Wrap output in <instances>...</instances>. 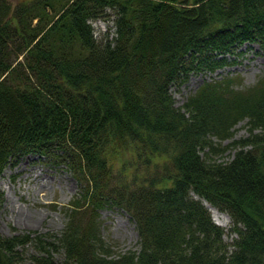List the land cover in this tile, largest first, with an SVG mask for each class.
Masks as SVG:
<instances>
[{
    "label": "trees",
    "instance_id": "obj_1",
    "mask_svg": "<svg viewBox=\"0 0 264 264\" xmlns=\"http://www.w3.org/2000/svg\"><path fill=\"white\" fill-rule=\"evenodd\" d=\"M107 16L114 37L95 38ZM245 42L264 46V0H0V174L35 154L79 185L60 235L0 234V264L28 242L31 264L58 248L59 264H264V76L205 81L180 106L169 92ZM243 119L232 158L213 159ZM202 201L229 217L231 249ZM113 207L138 244L110 256L98 215Z\"/></svg>",
    "mask_w": 264,
    "mask_h": 264
},
{
    "label": "rangeland",
    "instance_id": "obj_2",
    "mask_svg": "<svg viewBox=\"0 0 264 264\" xmlns=\"http://www.w3.org/2000/svg\"><path fill=\"white\" fill-rule=\"evenodd\" d=\"M29 1L32 0H11L13 4ZM105 11L110 16L109 9ZM109 16L90 21L95 38L114 37L113 22ZM226 59L229 64L222 68L215 71H191L182 83L172 84L169 92L174 105L180 106L205 81L231 77L237 89H245L256 84L264 76V46L245 42L227 55ZM247 135L246 119L240 120L233 126L231 137L222 140L214 138L215 143H220L222 150L212 158L221 162L229 161L235 151L231 146L232 141ZM120 153L122 160L128 157L127 152ZM4 168L7 171L2 175V170L0 174V234H29L31 237L40 235L45 237V241L52 242L55 236L60 235L68 221L65 208L77 195L79 185L76 177L65 163L35 154L25 155L13 165L8 164ZM202 202L213 222L223 228V242L231 249L230 244L235 234L229 231V217L222 213L224 216L219 214L214 218L207 204ZM227 218L228 223L222 224ZM98 222L101 239L110 246V256L128 249H137L134 223L123 209L113 207L99 210ZM17 250L23 254L18 264H31L30 255L38 253L31 242L23 247L18 246ZM52 255L55 264H59L64 258L59 248L52 252Z\"/></svg>",
    "mask_w": 264,
    "mask_h": 264
},
{
    "label": "bare ground",
    "instance_id": "obj_3",
    "mask_svg": "<svg viewBox=\"0 0 264 264\" xmlns=\"http://www.w3.org/2000/svg\"><path fill=\"white\" fill-rule=\"evenodd\" d=\"M4 169H5V168H4ZM4 169H3L2 175H4L5 172L7 171V169H5V170H4ZM204 203L207 204V206L209 207V209H210V211H211V214H213V217H214V218H215L217 215H219V214H221L222 216H224L222 213H219L218 210H217L216 208L212 207V206L209 205L207 202L204 201ZM228 221H229V219L227 218V219L225 220L224 223L222 222V224H227Z\"/></svg>",
    "mask_w": 264,
    "mask_h": 264
}]
</instances>
